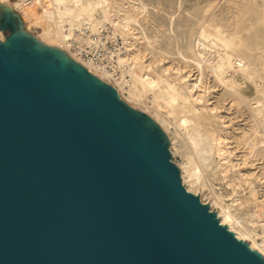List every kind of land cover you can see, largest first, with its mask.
Listing matches in <instances>:
<instances>
[{
  "label": "water",
  "instance_id": "1",
  "mask_svg": "<svg viewBox=\"0 0 264 264\" xmlns=\"http://www.w3.org/2000/svg\"><path fill=\"white\" fill-rule=\"evenodd\" d=\"M10 32L0 264H264L186 192L153 123L115 88Z\"/></svg>",
  "mask_w": 264,
  "mask_h": 264
},
{
  "label": "rangeland",
  "instance_id": "2",
  "mask_svg": "<svg viewBox=\"0 0 264 264\" xmlns=\"http://www.w3.org/2000/svg\"><path fill=\"white\" fill-rule=\"evenodd\" d=\"M0 2L2 3L0 6H6L12 9L11 14L7 15L0 8L1 43L8 42V37L11 35L4 29L5 24H14L17 27L16 33L24 36L26 40L33 41V38H36L42 42V32L44 29H47L49 25L47 22L48 20L45 18L46 13L44 12H46V8L50 9L51 0H0ZM107 2L110 7V14L113 15V18H115L114 12L115 15H121V13H124L128 14L133 19L135 18L134 20L136 23L127 28L128 30L126 29L125 35H121L116 32L115 35L123 42V37L125 38L128 36L133 47L140 49L143 52V55L145 56L143 61L146 65L150 64V60L152 58V55L150 54V52L153 51L151 46L164 50V54H161L160 50L154 49V52H158L156 53V55H158L156 56L157 61L152 67V69L157 70H160V67L164 69L166 68L164 71L166 75H164L163 80L170 84H174L178 87V89H181L180 91L183 93H186V87L188 84L192 85L197 81V79L200 80L199 87L194 89L192 93L194 96L193 98H197L198 107H208L210 114L213 115L212 120L214 119V122H212L214 124V128H216L218 132L217 134H219L221 137L220 139H223V141H219V139L217 140L219 141V144L218 142L216 143L217 147L213 153L215 158L212 156V163L210 167H200L201 178L199 179V182L196 181L194 183L188 179H184L181 170L179 174L178 168L188 163L192 157L189 155L190 148L188 146H190V143L188 139L185 138L187 137L184 132L185 129L181 126L179 120H177L179 116L174 112V107L167 104L163 99H158V101L156 100V102L152 103L153 101L148 97L149 91L139 80H134V84L138 86L139 90L137 91H140V95L137 91H135L134 97L131 96L127 92V89L129 88V85L132 84V78L129 74H126V72H124V75L122 76L124 81H122V78L116 81L107 80L103 77L102 79L108 85L116 89L120 100L127 108L134 110L143 120H151L155 122H152L153 130L159 134L162 143L165 144L170 162L178 170L179 177L181 176L180 181L182 179L181 183H183V187H185L190 194L197 197L198 200L205 205L209 212L216 218H223L222 215L225 212L230 213L237 222L236 225H234V228H239L246 236H248L243 242L246 246H252L251 244L255 241L260 247L264 248V218L260 216V208L257 206L258 203H264V144H262L264 139L258 135L256 136L255 134L256 125L254 124H256V122L254 121V116L251 112L252 107L251 109L249 108V105H252L255 102L253 101V98H255V93L253 91L254 82L251 81V79H248L249 77L240 79L241 75L236 73L239 85L241 84L239 87L243 90L245 95L241 100L238 95L234 93L231 94V91L229 92V90L224 89L225 87L219 82H216L217 80H215L214 75L210 73V65L212 62L213 64L222 63L220 57H213L214 53L211 54V52H209L206 48L207 51L205 50L202 58L207 60L202 62V68L201 70H198L196 63L192 60L193 52L190 50V48L194 46V37L196 36V32L203 23L215 24L220 27L222 31L224 30L229 32L235 23L233 20L236 21V13L238 14L239 9L242 8L244 1L107 0ZM259 3L260 8L258 11L254 13V15L252 12L248 11L244 19H242L241 26L246 28L244 40L247 41L249 38L247 42H249L250 46L252 45L257 52L252 70L256 76L261 75L264 77V28H261V26L263 27L264 25V6L262 9L264 0H260ZM125 11L127 12L125 13ZM97 14L98 17H101V19L100 17L98 18V21H100L98 28H103L105 26L112 27V24H110L108 20L103 17L100 11ZM256 21L258 22L256 23ZM84 23L85 22L81 23L82 25L79 27L80 23L75 21V24L78 25L73 27V34L78 30H81L86 25L89 26L90 30L92 29V33H96L94 31L97 30H94L93 26ZM65 28H69V25L67 24ZM255 30L257 31L255 32ZM71 34L72 33H67V35ZM247 35H251V37H248ZM124 43L127 47L128 44L126 42ZM191 43L192 46L190 45ZM181 47H185V49ZM200 49L202 48L200 47ZM194 50L197 52L196 48ZM69 52L73 55L71 50H69ZM229 55L231 57H235L237 54L231 52ZM137 74L140 75L141 71L137 70ZM164 103L167 104L166 107ZM156 104H159L158 107L161 111L159 108H156ZM163 108H165V110H162ZM171 111L173 114H171ZM256 149L258 150L256 151ZM218 151L223 152L219 153ZM230 173L233 174L231 175ZM253 193L258 199L257 202L254 201V198H251L253 197ZM251 200L254 201V204ZM257 218H260V221ZM262 259L264 260V257H262Z\"/></svg>",
  "mask_w": 264,
  "mask_h": 264
},
{
  "label": "bare ground",
  "instance_id": "3",
  "mask_svg": "<svg viewBox=\"0 0 264 264\" xmlns=\"http://www.w3.org/2000/svg\"><path fill=\"white\" fill-rule=\"evenodd\" d=\"M243 1H244L243 4L240 2L242 4V8L239 9L238 14L236 13V15H237L236 21L233 20L235 23L233 25V28L230 29L229 32H226L224 30L222 31L221 28L215 24L203 23L199 29L197 28L198 31L197 32L195 31L196 36L194 35L195 36L194 37L195 38L194 39V46H192V43H193L192 42L190 44L192 46V48H190V50H191V52H193V59L192 60H194V62L196 63L198 70H201L202 62L207 60V59L204 60L205 58H202L204 55L203 53L205 52L206 48L209 52H211V54L214 53L213 57H215V56L220 57V59L222 60V63L221 64H217V63L213 64V62H212L213 65L212 64L210 65V70H211L210 73H212L214 75L215 80H217L216 82H219L221 85H223L225 87L224 89L229 90V92L231 91L230 92L231 94L234 93V94L238 95L241 98V100L243 99V97L245 95H244L243 90L240 89V87H239L241 84L239 85V81H238V78L236 77V73L241 75L240 79L249 77L248 79H251V81L254 82L253 91L255 93V98H253V101H255V102L252 105H249L250 106L249 108L251 109V107H252L251 112L254 116V121L256 122V124H254V125H256L255 134H256V136L258 135L264 139V77H262L261 75L256 76V74H254V71L252 70V66L255 63L257 52L252 47V45L250 46L249 42H247L249 38L247 39V41L244 40V33L246 31V28L244 26H241L242 19H244V17L246 16L248 11L252 12L253 15H254V13H256L258 11V9L260 8V3H259L260 0H243ZM0 4H2V3L0 2ZM108 5L109 4H108L107 0H51L50 9L46 8V10H45L46 12H44V13H46V16L45 15L44 16L48 20L47 22L49 23V25L47 23L48 28L44 29L42 32V35H41L42 42H40L36 38H33L34 48H36L38 50L48 48L49 50H51L52 52H54L56 54V60L58 62H60L62 65L71 66L72 68H74L77 71H83L85 73L87 72L93 79H95V81L97 83H100L102 85H107V83L102 79L101 76L96 74L93 70H91L88 66H86L82 62H80L78 59H76L69 52L66 41L69 39V37L71 35L75 34V33L73 34V32H72L73 27H75V25H78V24H75V21L76 22L78 21L80 23L79 27L82 25L81 23L85 22V23L93 26L94 30L96 29L97 31H99L100 28H98L99 27L98 24L100 23V21H98V18L100 16L99 17L97 16L98 15L97 13L99 11L102 13L103 17L105 19H107L110 24H112V27L115 30L114 34L116 32V33H119L121 35H125L126 29L129 28L132 24L136 23L134 20L135 18L133 19L128 14H124V13L123 14L121 13V15L120 14L115 15V12H114L115 18H113V15L110 14V11H109L110 7ZM263 6L264 5H262V9H263ZM0 8L7 15H10L12 12V9L8 8L6 6L1 5ZM126 12L127 11H125V13ZM100 19H101V17H100ZM260 19H262V18H260ZM263 19H264V17H263ZM103 22H104V20H103ZM257 22L258 21H256V23ZM67 24L69 25V28H65V26ZM101 25H102V23H101ZM261 28H264V25H263V27L261 26ZM249 30H250V28H249ZM73 31H75V30H73ZM97 31H94V32H97ZM256 31L257 30H255V32ZM67 33L68 34L72 33V34L67 35ZM251 33H252V31H251ZM248 37H251V35ZM184 38H185V36H184ZM123 39H124V42H126L128 44V46H127V50H126L125 54L120 56L118 61H119L120 65L126 67L125 68L126 74H129L132 78V80H131L132 84L129 85L127 92L131 96L134 97V92L139 90L138 86L136 84H134L135 83L134 80L135 81L139 80L141 83H143V86L149 91L148 97L151 98V100L153 101L152 103L156 102V100L158 101V99H163L167 104L174 107V109H175L174 112L177 113V115L179 116L177 120H179L181 126H183L185 129L184 132L186 133V136H187L185 138H187L189 143H190V146H188L190 148L189 155L192 157L189 162L187 161L188 163L179 167L180 169L178 168L179 174H180V170H181L182 176L184 179H188L189 181H192L194 183L196 181L199 182V179L201 178L200 177V174H201L200 167L201 168L202 167L203 168L210 167V165L212 163L213 153L215 151V148L217 147L216 143L218 142V144H219L220 140L223 141V139H220L221 137L219 136V134H217L218 132H217L216 128H214V124H213L214 119L212 120L213 115L210 114L208 107L207 108L198 107L197 106V98H195V99L193 98L194 96L192 93H193L194 89H197L199 87L200 80L197 79V81L194 84L191 83L192 85L188 84L186 87V90H187L186 93H183L182 91H180L181 89H178V87H176L174 84H170L167 81L163 80L164 75H166L164 73L166 68L164 69V68L160 67V70L152 69V67L155 65V62L157 61L156 56L158 54L156 55V53H158V52H156V53L154 52V49L155 50L158 49L157 47L151 46V49L153 50L150 52V54L152 55V58L150 60V64L146 65L145 62L143 61V59L145 58V56L143 55V52L140 49H136L135 47H133L128 36L125 38L123 37ZM177 44H178V42H177ZM53 45H55V46H53ZM187 45H189V44H187ZM51 46H53V47H51ZM185 47L184 48L181 47V48L185 49ZM200 47L202 49H200ZM195 48H196L197 52H195V50H194ZM158 50H160L161 54H164V50H161V49H158ZM184 51H186V50H184ZM182 52H183V50H182ZM182 52H181V54H182ZM231 52H233L237 55L235 57H231L229 55V53H231ZM177 55H178V53H177ZM180 57H181V55H180ZM160 58H161V56H160ZM185 58H186V56H185ZM207 62H209V61H207ZM161 63H162V61H161ZM150 67H151V69H150ZM137 70L141 71L140 75L137 74ZM167 70H168V68H167ZM167 76H169V75H167ZM199 77H200V75H199ZM168 80H170V79H168ZM122 81H124V78H122ZM178 81H179V79H178ZM119 84H121V83H119ZM182 89H183V87H182ZM119 93H120V91H119ZM139 93H140V91L138 92V94ZM199 100H200V98H199ZM242 103H245V102H242ZM167 104H165V107ZM175 105H176V107H175ZM155 106H156V108H159L158 107L159 104H156ZM159 110H160V108H159ZM162 110H165V108H163ZM132 111L135 112L134 110H132ZM171 114H173V112ZM157 117H158V114H157ZM149 121L151 123L152 122L155 123L154 121H151V120H149ZM251 128H252V125H251ZM218 139H219V141H217ZM259 141H260V139H259ZM250 142H252V141H250ZM262 144H264V142H262ZM185 147H187V146H185ZM263 147H264V145H263ZM181 150H183V149H181ZM257 150L258 149H256V151ZM222 152L220 151L219 153H222ZM263 154H264V152H263ZM229 155H230V153H229ZM221 156H223V155H221ZM225 159H226V157H225ZM224 160H222V161L225 162ZM213 162H216V161H213ZM226 164H227V162H226ZM208 171H211V170H208ZM231 172H232V170H231ZM180 178H181V176H180ZM237 179H239V178H237ZM181 182H182V179H181ZM181 184L183 186V183H181ZM185 190H186V188H185ZM186 192H188V191L186 190ZM251 198H254L255 202L258 201V199L256 198L254 193H253V197H251ZM251 201H253V200H251ZM254 201H253V204H254ZM257 206H258V208H260V216H262L264 218V203H258ZM222 216H223V218H220V219L217 217L219 225L222 227H225L228 230V232L233 234L234 238L237 241L244 242L245 238L248 236H246L245 233L242 232V230H240L239 228H237V229L234 228V225H236L237 222L232 217V215L230 213L225 212ZM255 217H257V216H255ZM260 218H257V219H259V221H260ZM251 245L252 246L248 245L249 246L248 249L251 252H253L254 254H257L261 258L264 257V248L263 247H260L255 241H253V244H251Z\"/></svg>",
  "mask_w": 264,
  "mask_h": 264
},
{
  "label": "built area",
  "instance_id": "4",
  "mask_svg": "<svg viewBox=\"0 0 264 264\" xmlns=\"http://www.w3.org/2000/svg\"><path fill=\"white\" fill-rule=\"evenodd\" d=\"M66 44L76 59L104 79L116 81L124 75L126 67L120 65L118 59L125 54L127 47L111 26L92 33L86 25L71 35Z\"/></svg>",
  "mask_w": 264,
  "mask_h": 264
},
{
  "label": "crops",
  "instance_id": "5",
  "mask_svg": "<svg viewBox=\"0 0 264 264\" xmlns=\"http://www.w3.org/2000/svg\"><path fill=\"white\" fill-rule=\"evenodd\" d=\"M5 29H6V32H9L11 34L10 29L16 30L17 27L14 24H12V25L5 24Z\"/></svg>",
  "mask_w": 264,
  "mask_h": 264
}]
</instances>
